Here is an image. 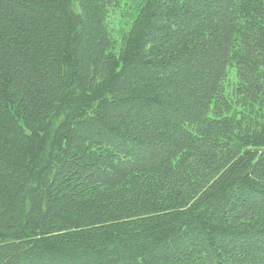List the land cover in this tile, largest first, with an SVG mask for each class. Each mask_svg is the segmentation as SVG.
<instances>
[{"label":"trees","instance_id":"obj_1","mask_svg":"<svg viewBox=\"0 0 264 264\" xmlns=\"http://www.w3.org/2000/svg\"><path fill=\"white\" fill-rule=\"evenodd\" d=\"M0 264H264V0H0Z\"/></svg>","mask_w":264,"mask_h":264},{"label":"rangeland","instance_id":"obj_2","mask_svg":"<svg viewBox=\"0 0 264 264\" xmlns=\"http://www.w3.org/2000/svg\"><path fill=\"white\" fill-rule=\"evenodd\" d=\"M131 16V15H130ZM127 22L124 23V25L126 24ZM231 77L234 78V73L231 74Z\"/></svg>","mask_w":264,"mask_h":264}]
</instances>
